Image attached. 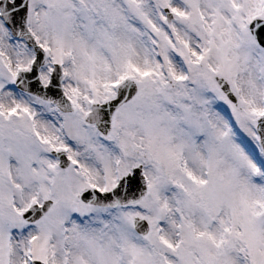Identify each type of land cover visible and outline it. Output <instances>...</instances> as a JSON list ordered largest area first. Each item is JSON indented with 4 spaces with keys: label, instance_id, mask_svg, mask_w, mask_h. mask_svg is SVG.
Segmentation results:
<instances>
[{
    "label": "snow or ice",
    "instance_id": "6c2138e0",
    "mask_svg": "<svg viewBox=\"0 0 264 264\" xmlns=\"http://www.w3.org/2000/svg\"><path fill=\"white\" fill-rule=\"evenodd\" d=\"M0 264H264V0H0Z\"/></svg>",
    "mask_w": 264,
    "mask_h": 264
}]
</instances>
